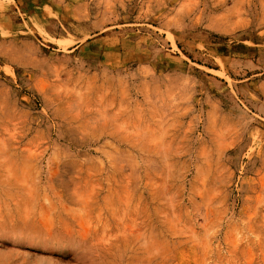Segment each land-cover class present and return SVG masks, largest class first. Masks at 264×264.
<instances>
[{
  "label": "rangeland",
  "instance_id": "obj_1",
  "mask_svg": "<svg viewBox=\"0 0 264 264\" xmlns=\"http://www.w3.org/2000/svg\"><path fill=\"white\" fill-rule=\"evenodd\" d=\"M0 264H264V0H0Z\"/></svg>",
  "mask_w": 264,
  "mask_h": 264
}]
</instances>
